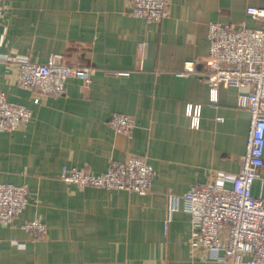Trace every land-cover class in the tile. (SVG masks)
I'll list each match as a JSON object with an SVG mask.
<instances>
[{
	"label": "crops",
	"instance_id": "crops-1",
	"mask_svg": "<svg viewBox=\"0 0 264 264\" xmlns=\"http://www.w3.org/2000/svg\"><path fill=\"white\" fill-rule=\"evenodd\" d=\"M2 1L0 88L33 115L0 132V182L29 188L19 218L0 223V264H233L192 247L184 195L241 169L251 115L237 104L243 89L220 85L212 99L207 31L212 21L256 27L247 8L264 0H168L170 15L152 22L132 14L131 0ZM52 56L92 67L91 82L69 77L63 94L35 103L18 60ZM188 60L196 71L184 73ZM190 105L201 106L198 126ZM114 112L135 119L130 135L110 126ZM130 156L154 167L146 194L61 178L63 167L99 174ZM252 191L264 198V165ZM32 219L44 235L22 227Z\"/></svg>",
	"mask_w": 264,
	"mask_h": 264
},
{
	"label": "built area",
	"instance_id": "built-area-1",
	"mask_svg": "<svg viewBox=\"0 0 264 264\" xmlns=\"http://www.w3.org/2000/svg\"><path fill=\"white\" fill-rule=\"evenodd\" d=\"M132 14L148 22L161 21L171 13L168 0H131ZM8 6L0 0V19ZM247 13L258 21L256 27L245 22L238 25L220 21L208 24L210 52L207 80L212 99H218L220 85L243 89L237 98L239 107L250 111V127L246 150L237 173L220 172L209 183L195 185L184 195V207L192 214L191 245L207 251L209 258L233 264H264V198L253 194L252 186L264 165V8L249 6ZM0 57L9 59L6 55ZM18 84L34 91L33 101L65 92L69 77L91 82L92 67L68 65L55 56L47 62L21 58ZM196 61L185 63L184 73L196 71ZM188 114L193 126L200 123L201 106L190 105ZM32 110L10 101L0 88V132L13 131L32 119ZM108 123L117 132L130 135L135 119L114 112ZM154 167L139 156L113 161L107 171L92 173L85 169L63 167L61 178L80 187L97 186L124 189L146 194L151 190ZM227 182L232 187L226 186ZM27 185L0 182V223L11 224L28 203ZM29 232L41 236L46 225L40 219L22 224Z\"/></svg>",
	"mask_w": 264,
	"mask_h": 264
}]
</instances>
